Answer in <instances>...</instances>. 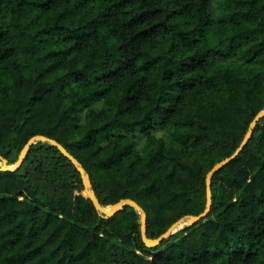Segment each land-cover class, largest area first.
I'll return each mask as SVG.
<instances>
[{
	"label": "trees",
	"instance_id": "trees-1",
	"mask_svg": "<svg viewBox=\"0 0 264 264\" xmlns=\"http://www.w3.org/2000/svg\"><path fill=\"white\" fill-rule=\"evenodd\" d=\"M264 111V0H0V156L57 141L153 240ZM161 133L160 135H158ZM142 140V147L139 141ZM159 246L37 142L0 172V264H264V117Z\"/></svg>",
	"mask_w": 264,
	"mask_h": 264
},
{
	"label": "water",
	"instance_id": "water-1",
	"mask_svg": "<svg viewBox=\"0 0 264 264\" xmlns=\"http://www.w3.org/2000/svg\"><path fill=\"white\" fill-rule=\"evenodd\" d=\"M264 117V111H260L252 120V122L249 125L248 131L239 145V147L236 149V151L228 158L220 161L217 163L206 175L205 178V192H206V205H205V211L197 216H185L175 223H173L162 235H160L158 238L149 240L147 239L146 236V214L143 211V209L134 201L126 199V200H120L116 204H114L110 208H103L98 199L95 196V193L92 191V186L91 182L89 179V175L85 171V169L82 167V165L70 154L68 151L60 145L57 141L49 139L44 136H34L30 138L27 143L24 145L22 148L18 159L16 163L13 166H9L7 161L0 156V172H10L14 173L20 169L22 166L30 148L37 142H42V143H48L52 145L54 148H56L66 159H68L72 165L75 167V169L78 171L82 183L85 188L86 195L92 202L95 210L98 212V214L103 218V219H109L115 216L117 213L123 211L125 206H130L134 208L140 215V234H141V239L143 244L147 248H155L159 246L162 242H164L166 239H168L171 235L174 233L182 230L185 226L197 224L201 220L205 219L208 214L211 211V206H212V192H211V179L215 173H217L219 170L224 168L226 165H228L230 162L235 160L239 154L242 152V150L245 148V146L248 144L252 133L259 122V120Z\"/></svg>",
	"mask_w": 264,
	"mask_h": 264
},
{
	"label": "rangeland",
	"instance_id": "rangeland-1",
	"mask_svg": "<svg viewBox=\"0 0 264 264\" xmlns=\"http://www.w3.org/2000/svg\"><path fill=\"white\" fill-rule=\"evenodd\" d=\"M161 133H159L158 135H160ZM142 143H143V141L142 140H140L139 141V147H142ZM0 166H1V162H0Z\"/></svg>",
	"mask_w": 264,
	"mask_h": 264
}]
</instances>
